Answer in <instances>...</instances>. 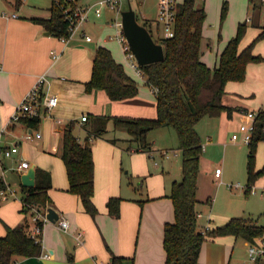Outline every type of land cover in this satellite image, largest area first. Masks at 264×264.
<instances>
[{
    "label": "crops",
    "instance_id": "crops-1",
    "mask_svg": "<svg viewBox=\"0 0 264 264\" xmlns=\"http://www.w3.org/2000/svg\"><path fill=\"white\" fill-rule=\"evenodd\" d=\"M3 1L6 6L0 15V130L5 129L3 145L7 147L18 144L20 150L11 157L0 156V177L7 186L17 190L16 195H11L8 199H3L0 193V236L6 234L7 226H21L27 218L21 191L22 175L27 169L19 167L24 160L29 162V167H41L51 173L50 207L56 210L59 217H64L70 222L68 231L60 229L55 223L47 222L43 228V254L20 258L14 264H72L71 258L76 264H109L115 256L121 257L124 264H165L167 253L164 247V228L167 222L175 221V207L170 193L173 182L182 179V175L179 178L173 176L169 172L170 168L166 169L162 160H159L163 159V150L168 148H154L148 135L151 150H143L132 140L133 137L129 133V137L120 133L119 129L114 127L113 120L108 122L104 135L92 138V123L96 115L155 117L157 97L154 88L145 83V77L138 75L126 59L128 67L144 83L143 86L139 85V93L136 96L113 100L103 89L87 91L86 82L92 76L96 49L92 45L94 38L90 35L92 39H86L85 34H89L85 28L80 30L81 35L63 42L51 33L45 34L47 29L32 20L50 18L53 0L46 15L28 12L29 9L21 10V0ZM249 2L257 11L255 23L259 25L260 32L264 27V0ZM78 4L80 7L86 6L81 4L80 0ZM197 4L204 6L208 15L205 1L197 0ZM112 11L118 12L115 9ZM158 13L157 10L154 18H143L149 30H152L150 25L153 20L159 28L161 27L158 23ZM115 20L113 15L106 17V22L113 28ZM204 30L203 49L205 43L206 46L211 44L205 40L207 38ZM109 38L112 39V35L101 36L97 47L104 45L110 48L107 44ZM52 51L59 53L57 59L53 58ZM221 52L217 53L218 58ZM113 54L116 58L114 52ZM202 59L210 64L205 49ZM116 60L119 61L117 58ZM41 74L47 75L43 92L57 95L58 105L49 109L43 107L41 121L35 127L29 126L22 118L12 121L16 107ZM247 80H257L258 83L243 92H236L228 103L225 100L228 94L226 92L224 103L247 110L248 116L249 111L264 108V60L248 65L245 81ZM243 81H236L234 88H238V84ZM253 88L254 92L251 93ZM258 92L262 94L260 102L243 99L245 95H255ZM247 106L255 108L248 110L251 108ZM223 114L228 118L220 116L221 126L230 118L227 113ZM84 115H87L86 120L82 119ZM248 120L251 121L249 116ZM71 121L76 122L74 133L80 142L89 138L92 143L95 163L93 201L98 209L95 216L88 213L81 198L70 191L67 168L60 154L63 131ZM37 132H40L41 136H37ZM29 133L33 134L32 138H27ZM220 133L229 136L225 130ZM111 139H116L117 142H112ZM207 140V144L211 143L212 137L207 135ZM215 142L223 143V140L218 136ZM170 149L175 154L178 151L176 148ZM125 167L133 169V174L138 180H131L125 185L122 176ZM215 172L214 177L220 179L223 171L221 176H217ZM142 176H146V182L139 179ZM263 179L264 177L258 180L257 184ZM231 185L232 190L243 187L241 182H232ZM199 187L198 184V192ZM198 192L197 210L201 231L222 225L235 216L264 226V220L259 222L253 215H240L233 206L221 213L215 212L213 196H200ZM112 196L122 197L118 217L110 214L107 207V201ZM216 219L219 222H216ZM28 220L29 230L32 231L34 222L32 218ZM79 233L82 234L81 243H78L76 238ZM260 241H264V236L256 239L254 243ZM249 243L243 237L234 235L209 238L203 243L198 264H247L249 259L251 260ZM252 264H264V258L257 259Z\"/></svg>",
    "mask_w": 264,
    "mask_h": 264
},
{
    "label": "trees",
    "instance_id": "trees-1",
    "mask_svg": "<svg viewBox=\"0 0 264 264\" xmlns=\"http://www.w3.org/2000/svg\"><path fill=\"white\" fill-rule=\"evenodd\" d=\"M79 0L71 3L70 11L65 12V0H53L50 18H32L42 24L47 31L58 38L70 35L68 15L79 6ZM18 2V0H17ZM175 35L160 37L156 42L163 44L165 58L162 61L141 65L145 83L156 90L157 114L155 117H127L96 115L92 123V137L107 132V125L113 120L116 129H125L143 150H151L148 133L162 127L175 129L182 153V179L174 181L170 196L175 207V221L167 222L164 228L165 264H198L203 243L216 236L234 235L243 237L250 243L264 236V226L252 220L235 216L226 223L206 230L198 223V176L203 155V139L196 125L204 117H218L223 113L231 118L234 107L224 103L227 82L243 81L250 62L263 61L264 57L253 52L255 43L264 38V27L258 36L244 48L240 41L246 32V25L239 26L236 36L231 38L219 57V65L212 68L202 59L204 54L203 29L206 22V9L197 0L177 2ZM147 26L146 22L142 23ZM149 28V27H148ZM151 32V31H150ZM153 36V34H152ZM103 89L113 100L134 97L139 93V84L131 77L124 65L117 61L110 48L101 45L94 52L92 76L86 82V90ZM31 127L41 121V116L22 118ZM256 128L249 143L248 189L264 174V166L255 168V150L259 141H264V108L258 110ZM75 121L64 128L61 140L63 158L70 182V191L77 194L85 210L95 216L98 209L93 201L95 191V163L92 143L89 138L80 142L74 133ZM117 142L116 139H111ZM37 185L22 186L24 224L18 227L7 226L6 234L0 236V264H14L20 258L40 256L43 243L32 237L30 221L37 212L45 213L52 199L51 173L46 169H36ZM7 184L0 177V190ZM122 197L112 196L107 207L115 217L120 215ZM41 224L42 221H39ZM43 225V223H42ZM71 261H75L71 258ZM76 264V263H75ZM112 264H124L121 257L115 256Z\"/></svg>",
    "mask_w": 264,
    "mask_h": 264
},
{
    "label": "rangeland",
    "instance_id": "rangeland-1",
    "mask_svg": "<svg viewBox=\"0 0 264 264\" xmlns=\"http://www.w3.org/2000/svg\"><path fill=\"white\" fill-rule=\"evenodd\" d=\"M23 1L21 10L29 9L28 12L48 14V8L51 5V0H21ZM81 4L87 6L91 5L97 0H80ZM160 0H122L120 5L121 12L115 13L109 7H104L102 10V17H97L94 9L89 10L88 20L83 24L82 28L79 29L74 36L81 35V31L85 28L87 34L94 38L92 45L97 47L99 44V38L101 36L108 37L112 35V39H108L107 44L115 53L116 58L124 65L127 73L133 77L139 85L143 86V82L139 79L134 71L128 67L124 53L122 52L121 46L116 38L117 27H110L106 22V17H116V20L122 19V11L127 10L130 6L136 11L138 21L144 23V17L154 18L157 10L159 11L158 2ZM183 0H177L181 2ZM207 8V19L205 22V34L206 41L211 44L206 46V57L208 58L211 67L214 68L219 65V58L217 53H220L229 40L236 36L239 26L241 24L246 25V32L240 41L239 47H243L250 44L259 34V25L255 23V15L257 11L253 9L249 0H204ZM5 2L0 0V15L5 11ZM111 9V10H110ZM264 14V13H263ZM97 17V18H95ZM100 23V24H99ZM99 25H104L100 27ZM152 27L151 34L157 41L163 36L162 28L158 27L156 21H152L150 28ZM253 52L260 54L264 57V38L258 40L255 45ZM250 62L249 64H251ZM248 64V65H249ZM248 73V66L246 75ZM245 81V80H244ZM238 84V88H234L236 81H228L226 85V92L228 93L225 97L228 103L233 99V94L236 92H243L250 87H255L258 83L257 80H247ZM234 88V89H232ZM254 92V88L252 92ZM250 93V94H251ZM249 94V95H250ZM245 95L243 99L250 101L262 100V94L258 92L255 95ZM233 107V106H232ZM253 110L252 106H247ZM235 108V107H234ZM232 118H229L228 122H225L223 126L220 125V116L216 117V120H212L206 116L202 118L196 125L198 132L203 138V142L206 144L205 150L202 155L200 172L198 176L199 194L200 196H207L211 194L213 196V204L215 212H223L228 207L233 206L237 208L240 215H253L259 222L264 220V179L261 180L260 184L257 181L264 177L262 174L252 186L251 190L248 189V154H249V143H242L243 133L242 130L245 125L249 122L247 116V110H242L239 107L235 108ZM228 118V117H227ZM224 120V118H223ZM225 121V120H224ZM226 131L229 136L221 134L220 131ZM120 133L129 137L128 132L125 129H119ZM218 132V135H217ZM221 134V137H220ZM150 141L154 148H168L170 152L169 156H163V159H159L164 163V167L175 177H181L182 170V153L179 148L178 135L174 128H157L148 134ZM207 135L212 137V142H207ZM221 138L223 143H216L217 138ZM95 138V137H92ZM148 139V136H147ZM226 142V144L224 143ZM170 148H176L177 153ZM255 168L261 169L264 166V141H259L255 150ZM168 157V158H167ZM154 163V162H153ZM155 165V164H154ZM217 166H220L223 175L220 179L214 177V171ZM207 171H210L206 174ZM123 180L128 185L131 180H138L133 174V169L124 168L122 172ZM146 182V176L139 178ZM231 182V183H229ZM232 182H241L242 186L239 190L230 189ZM230 184V185H229ZM229 185V186H228ZM130 191L133 192L132 189ZM237 192V193H236ZM220 221V217H217ZM216 219V222H219ZM255 261L249 259L247 264H252ZM72 264H75L72 262Z\"/></svg>",
    "mask_w": 264,
    "mask_h": 264
},
{
    "label": "built area",
    "instance_id": "built-area-1",
    "mask_svg": "<svg viewBox=\"0 0 264 264\" xmlns=\"http://www.w3.org/2000/svg\"><path fill=\"white\" fill-rule=\"evenodd\" d=\"M65 2L68 3V6H65V3H62L65 12L70 11V4L75 3L76 0H65ZM122 3V0H98L95 3H92L91 5L87 7H80L78 6L77 9L68 15V18L70 20V35L68 37H62L60 38L63 42H68L74 34L82 28L83 24L88 20L89 17V10L94 9L96 16L102 15L103 8L109 7L112 9L117 10L118 12H121L120 5ZM78 4V3H77ZM79 5V4H78ZM176 5L177 0H160L159 1V13H158V23L161 26L163 30V36L162 37H172L175 35V26H176V17H177V11H176ZM114 26L117 27L116 32V38L119 44L121 45L124 55L128 61L129 66L141 77H145L141 68V65L139 64L137 57L134 53V51L131 48V45L129 44L124 31H123V22L122 19L115 20L113 23ZM160 29V28H159ZM86 39L91 40L92 37L90 35H86ZM52 55L54 59H57L59 57V53L57 51H52ZM47 81V75L41 74L36 83L33 85V87L30 89V91L26 94L24 99L21 101V103L18 104L16 107L15 112L12 115V121L20 120L21 118L25 117H34V116H41L43 107L46 108H52L58 105L59 99L58 96L52 93L43 92L44 84ZM155 90V89H154ZM156 92V90H155ZM248 116L251 118V121L248 122L245 127L242 130V133L244 134L242 137V143H250L253 138V133L256 128V119L258 116V111H249ZM83 120L87 119V115H84L82 117ZM5 129L0 130V156L4 155L5 157H11L14 154L19 152V145L18 144H12L9 146L3 145V134ZM37 136H41L40 132L36 133ZM33 134L29 133L27 134V138H32ZM206 145L203 144V151L205 150ZM163 155L169 156L170 152L168 150H163ZM20 168L28 169L29 168V162L24 160L19 165ZM217 176H221L222 169L216 168L215 170ZM239 184H237L238 186ZM232 186V185H231ZM17 190L14 188H11L9 186L6 187V189L0 190V193L2 195L3 199L10 198L11 195H16ZM48 210H46L45 213L37 212L36 215L32 217V220L34 222L33 229L31 231L32 237L36 238L37 241H42L43 243V228L44 225L47 222H50V220L47 217ZM39 221H42L40 224ZM55 224L62 230L68 231L70 228V222L68 219L64 217H59ZM209 228L202 231L203 233L208 230ZM81 233L77 235V241L78 243H81ZM49 256V253L46 254ZM249 256L251 260L256 261L257 259L264 258V241H260L258 243H249ZM112 264V263H109Z\"/></svg>",
    "mask_w": 264,
    "mask_h": 264
},
{
    "label": "water",
    "instance_id": "water-1",
    "mask_svg": "<svg viewBox=\"0 0 264 264\" xmlns=\"http://www.w3.org/2000/svg\"><path fill=\"white\" fill-rule=\"evenodd\" d=\"M122 22L124 34L134 51L140 65H146L165 58L163 44L156 42L150 30L138 21L136 11L130 6L127 10L122 11ZM49 35V31H45ZM23 186H35L36 168L31 166L22 175ZM47 217L50 222L55 223L59 214L53 207L48 208Z\"/></svg>",
    "mask_w": 264,
    "mask_h": 264
}]
</instances>
